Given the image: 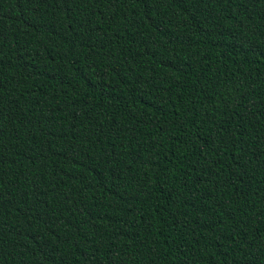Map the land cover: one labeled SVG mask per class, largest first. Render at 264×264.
Listing matches in <instances>:
<instances>
[{
    "label": "trees",
    "instance_id": "1",
    "mask_svg": "<svg viewBox=\"0 0 264 264\" xmlns=\"http://www.w3.org/2000/svg\"><path fill=\"white\" fill-rule=\"evenodd\" d=\"M0 264H264V0H0Z\"/></svg>",
    "mask_w": 264,
    "mask_h": 264
}]
</instances>
